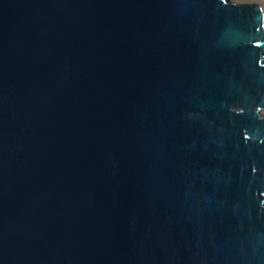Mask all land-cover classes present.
Instances as JSON below:
<instances>
[{
  "label": "water",
  "instance_id": "1",
  "mask_svg": "<svg viewBox=\"0 0 264 264\" xmlns=\"http://www.w3.org/2000/svg\"><path fill=\"white\" fill-rule=\"evenodd\" d=\"M264 19L238 0H0V264H264Z\"/></svg>",
  "mask_w": 264,
  "mask_h": 264
},
{
  "label": "bare ground",
  "instance_id": "2",
  "mask_svg": "<svg viewBox=\"0 0 264 264\" xmlns=\"http://www.w3.org/2000/svg\"><path fill=\"white\" fill-rule=\"evenodd\" d=\"M247 12H259L262 13L264 19V9L257 3H246ZM257 122L264 123V115L257 117Z\"/></svg>",
  "mask_w": 264,
  "mask_h": 264
},
{
  "label": "rangeland",
  "instance_id": "3",
  "mask_svg": "<svg viewBox=\"0 0 264 264\" xmlns=\"http://www.w3.org/2000/svg\"><path fill=\"white\" fill-rule=\"evenodd\" d=\"M238 1L246 2V3H257L260 6H262L264 9V0H238Z\"/></svg>",
  "mask_w": 264,
  "mask_h": 264
}]
</instances>
